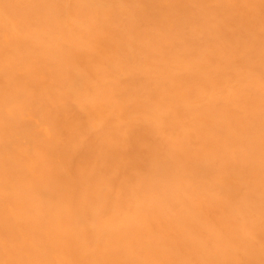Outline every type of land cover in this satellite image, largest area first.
<instances>
[{
    "label": "bare ground",
    "instance_id": "bare-ground-1",
    "mask_svg": "<svg viewBox=\"0 0 264 264\" xmlns=\"http://www.w3.org/2000/svg\"><path fill=\"white\" fill-rule=\"evenodd\" d=\"M0 264H264V0H0Z\"/></svg>",
    "mask_w": 264,
    "mask_h": 264
}]
</instances>
